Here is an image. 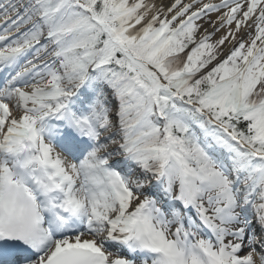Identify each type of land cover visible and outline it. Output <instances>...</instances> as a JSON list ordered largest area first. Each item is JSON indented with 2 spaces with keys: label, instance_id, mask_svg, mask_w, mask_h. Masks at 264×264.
<instances>
[{
  "label": "snow or ice",
  "instance_id": "snow-or-ice-1",
  "mask_svg": "<svg viewBox=\"0 0 264 264\" xmlns=\"http://www.w3.org/2000/svg\"><path fill=\"white\" fill-rule=\"evenodd\" d=\"M0 264H264V0H0Z\"/></svg>",
  "mask_w": 264,
  "mask_h": 264
}]
</instances>
